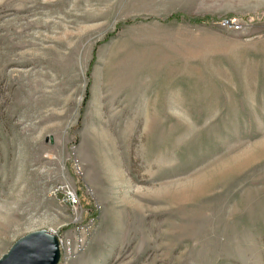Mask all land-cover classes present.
<instances>
[{
    "label": "rangeland",
    "instance_id": "obj_1",
    "mask_svg": "<svg viewBox=\"0 0 264 264\" xmlns=\"http://www.w3.org/2000/svg\"><path fill=\"white\" fill-rule=\"evenodd\" d=\"M41 229L59 264H264V0H0V257Z\"/></svg>",
    "mask_w": 264,
    "mask_h": 264
},
{
    "label": "water",
    "instance_id": "obj_2",
    "mask_svg": "<svg viewBox=\"0 0 264 264\" xmlns=\"http://www.w3.org/2000/svg\"><path fill=\"white\" fill-rule=\"evenodd\" d=\"M60 240L49 230L32 231L20 237L0 257V264H59Z\"/></svg>",
    "mask_w": 264,
    "mask_h": 264
},
{
    "label": "built area",
    "instance_id": "obj_3",
    "mask_svg": "<svg viewBox=\"0 0 264 264\" xmlns=\"http://www.w3.org/2000/svg\"><path fill=\"white\" fill-rule=\"evenodd\" d=\"M227 23L230 24V21L226 20V21H224L223 24H227ZM233 24L236 26V28H239V25L237 23H235V21L233 22ZM63 195L65 197L64 200L66 201V203L68 205L75 207L80 203V199H79L77 193L73 189H71L69 186L64 187Z\"/></svg>",
    "mask_w": 264,
    "mask_h": 264
},
{
    "label": "trees",
    "instance_id": "obj_4",
    "mask_svg": "<svg viewBox=\"0 0 264 264\" xmlns=\"http://www.w3.org/2000/svg\"><path fill=\"white\" fill-rule=\"evenodd\" d=\"M172 19H182V18H184V19H187V20H190V21H192V22H195V23H202V22H206V21H210V20H213V21H215V20H217L216 18H214V17H212L211 15H201V16H183L182 14H174V15H172V17H171ZM86 102H87V99H85V101H84V104H86Z\"/></svg>",
    "mask_w": 264,
    "mask_h": 264
}]
</instances>
